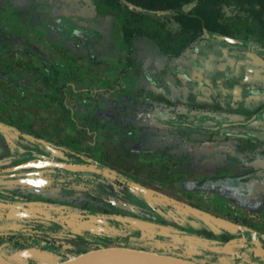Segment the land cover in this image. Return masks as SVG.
Wrapping results in <instances>:
<instances>
[{
  "label": "rangeland",
  "instance_id": "374dc122",
  "mask_svg": "<svg viewBox=\"0 0 264 264\" xmlns=\"http://www.w3.org/2000/svg\"><path fill=\"white\" fill-rule=\"evenodd\" d=\"M93 6L0 0V236L31 237L0 238V258L51 264L121 246L193 264H264V174L216 183L264 169V118L206 130L256 109L201 119L137 97L123 104V16L95 20ZM109 22L112 36L90 40Z\"/></svg>",
  "mask_w": 264,
  "mask_h": 264
},
{
  "label": "crops",
  "instance_id": "0c3cea01",
  "mask_svg": "<svg viewBox=\"0 0 264 264\" xmlns=\"http://www.w3.org/2000/svg\"><path fill=\"white\" fill-rule=\"evenodd\" d=\"M92 12L95 20L112 17L97 14L95 5ZM109 23L103 27L105 30L92 27L94 34L90 40L102 41L112 36L114 26L110 27ZM87 24L93 25L91 18L85 20L84 25ZM116 38L127 46L121 65L123 104L134 103L137 97L138 104L159 102L177 114H191L201 119H220L229 105H241L256 109L253 121L264 118V112H258L264 108V52L233 47L205 37L194 41L181 55L167 56L146 36L135 35L129 44L124 41L123 32ZM35 39L41 38L36 35ZM114 49L109 47L107 52L115 55ZM89 54L97 55L94 47L89 48Z\"/></svg>",
  "mask_w": 264,
  "mask_h": 264
},
{
  "label": "trees",
  "instance_id": "16d2710c",
  "mask_svg": "<svg viewBox=\"0 0 264 264\" xmlns=\"http://www.w3.org/2000/svg\"><path fill=\"white\" fill-rule=\"evenodd\" d=\"M92 1L99 15L123 16L122 32L126 43L129 44L135 35H143L154 40L167 56L181 55L194 41L205 38L206 31L250 40L264 47V0ZM258 172L264 174V169L235 178L248 183L250 178L262 179L255 175ZM204 181L207 179L200 182ZM0 238L28 243L31 237L6 234Z\"/></svg>",
  "mask_w": 264,
  "mask_h": 264
},
{
  "label": "water",
  "instance_id": "95a60500",
  "mask_svg": "<svg viewBox=\"0 0 264 264\" xmlns=\"http://www.w3.org/2000/svg\"><path fill=\"white\" fill-rule=\"evenodd\" d=\"M150 14L153 15V13ZM205 37L212 41L224 42L233 47H242L251 51H256L258 53L264 52V48L256 46L250 40L228 37L221 33L212 32V31H206ZM258 112H264V108H262ZM253 118H256V113L252 115L251 119H247L245 121L224 122V123L218 122L215 126L201 125L200 128L206 130H214L222 127L248 125L253 121ZM182 124L192 126L189 123H182ZM225 134L235 137L249 138L248 135L245 133L225 132ZM249 185L252 186L253 183L251 182L249 183ZM39 244L43 245L45 244V242L39 241ZM183 262L185 261L181 259H175L170 256H165L159 253H153V252L139 250L130 247L114 246V247H104V248L83 252L72 258L51 264H181Z\"/></svg>",
  "mask_w": 264,
  "mask_h": 264
},
{
  "label": "flooded vegetation",
  "instance_id": "af4514ba",
  "mask_svg": "<svg viewBox=\"0 0 264 264\" xmlns=\"http://www.w3.org/2000/svg\"><path fill=\"white\" fill-rule=\"evenodd\" d=\"M58 22V21H57ZM232 183H234V184H230V183H227V182H225V181H222V182H220V181H216V183H219V184H226V185H231V186H239V187H241L240 185H238L239 183H242V182H244V181H242V180H240V179H236V180H234V181H231ZM236 182H237V184H236Z\"/></svg>",
  "mask_w": 264,
  "mask_h": 264
},
{
  "label": "bare ground",
  "instance_id": "6f19581e",
  "mask_svg": "<svg viewBox=\"0 0 264 264\" xmlns=\"http://www.w3.org/2000/svg\"><path fill=\"white\" fill-rule=\"evenodd\" d=\"M0 264H13V263L0 258ZM181 264H193V263H191V262H183Z\"/></svg>",
  "mask_w": 264,
  "mask_h": 264
}]
</instances>
